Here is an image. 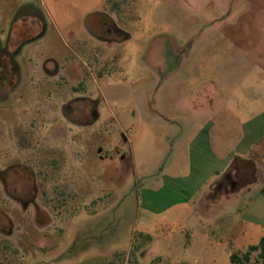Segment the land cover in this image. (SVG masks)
Segmentation results:
<instances>
[{
	"label": "rangeland",
	"instance_id": "1",
	"mask_svg": "<svg viewBox=\"0 0 264 264\" xmlns=\"http://www.w3.org/2000/svg\"><path fill=\"white\" fill-rule=\"evenodd\" d=\"M108 4L0 0V81L14 86L0 95V129L11 133L8 161H36L46 214L35 222L0 182V264H232L264 238V0H129L117 23L129 38L105 46L89 35ZM74 60L63 91L41 68ZM75 90L99 119L65 134L48 104ZM29 126L44 128L39 141ZM5 161L0 148V170Z\"/></svg>",
	"mask_w": 264,
	"mask_h": 264
},
{
	"label": "flooded vegetation",
	"instance_id": "2",
	"mask_svg": "<svg viewBox=\"0 0 264 264\" xmlns=\"http://www.w3.org/2000/svg\"><path fill=\"white\" fill-rule=\"evenodd\" d=\"M129 0H109V11L106 14H100V18L101 21L98 23V30L95 32L93 31V33H90L89 35V39H95L97 42L104 44L105 46H110L113 44H120L122 43L125 39L129 38L128 35L126 33H124L123 31H121L117 26V23L120 22L118 15L119 13V7L118 6H126L128 5ZM124 4V5H122ZM110 12V14H109ZM118 17V18H117ZM97 33H104L106 38V40L102 39L103 37H100L97 35ZM113 36L114 39H109ZM87 40L84 41H80L79 45L83 46V44H85V46L87 45L86 43ZM2 56H3V49L0 48V67H3L6 65L5 62L2 61ZM48 63L44 62L43 65L41 66L42 71L44 72V74L49 78L48 81L50 82H55V81H60V88L62 89V91L66 88V86L68 84H66L67 82L70 83L73 77V74H75L78 71L77 68V60H74V62H71L68 64V66H65L63 68L58 67H53V68H49L47 66ZM10 65L13 68V70H15V63L13 61L10 62ZM87 65H85L86 67ZM3 68H0V72H3ZM87 69L90 71V67L87 66ZM81 71V68H80ZM14 74V73H13ZM72 74V76H71ZM81 82L84 80V76H86V73L83 74L81 71ZM114 75V72H110V74L107 73H103L101 75L100 78L106 77L108 76L109 78H112ZM14 76V75H13ZM60 76H62L63 78H66V80H61ZM11 84H5L4 81H0V95L7 89V86L10 87H14L13 86V81H10ZM81 82H79L81 84ZM76 87V86H75ZM80 90H75L73 94H79ZM61 98L62 95H60ZM51 99V97H47V101H49ZM73 102H81V103H85L87 104L86 107H83L81 110L79 109H71V104ZM90 104V105H88ZM49 107L51 108L49 113H50V119L52 120V124L55 125L57 124L56 122V117H57V106L60 107V109L58 110L61 118L63 120H65L66 122V127H65V134L67 133H73L74 128L76 129H82V128H86L87 126L93 124L94 122H96L99 119V112L97 111V102L94 101L92 99V96H89L87 94H82L80 93L79 96H76L75 98H73V100H60L59 104L57 103H51L48 104ZM89 106V107H88ZM92 108H91V107ZM90 111V112H89ZM71 115H74L76 117H79L80 119L77 121H74L70 118ZM91 117L89 120L88 117ZM50 126L48 127L46 130L48 131V135H55V133H59L55 132L58 128H61V126L56 125V126ZM3 129H0V148H1V152L5 153V156L7 158V161H5V166H3V168L0 170V182H1V188L3 190V193L5 195V197H7L8 199H11V201L15 202L17 205H19V208L24 212V214H26L29 210H34L35 212V217L34 220L35 222H40L41 218H43L46 214L43 210V208H41V206L39 205V195H40V190H39V173L37 168H35V160H34V164L30 165L27 164L25 162H19L17 159L18 158H11L8 161V157H9V153H8V140L10 137V130L9 128L6 126ZM44 129L39 127V129L37 130V132H35V128L32 126H29L26 128V134L30 135L33 137L32 141L35 143V141H39V137L36 138V134L39 136L40 135V130ZM60 130V129H58ZM35 136V137H34ZM36 138V140H35ZM56 138V137H53ZM17 138H13V140H15V145L18 146V149L20 148L21 150H28V152H31V155L36 159V157L34 155H37L35 152V149L33 148V143L31 146H26V147H21L18 144V140H16ZM49 151H55L57 152V149L59 148H55L50 146L48 147ZM62 153H64V157H67L66 155V151L62 150ZM58 153V152H57ZM13 161V162H12ZM59 164V160L57 158H51L49 160V164L47 166V168L49 169V171H54L56 170V166L57 163ZM38 163V162H37ZM15 174H19L22 176L23 181L22 184L17 183L15 180L12 181L11 177H14L13 175ZM11 178V179H10ZM8 222H12L10 219V216L8 213L5 214ZM47 217V216H46Z\"/></svg>",
	"mask_w": 264,
	"mask_h": 264
},
{
	"label": "trees",
	"instance_id": "3",
	"mask_svg": "<svg viewBox=\"0 0 264 264\" xmlns=\"http://www.w3.org/2000/svg\"><path fill=\"white\" fill-rule=\"evenodd\" d=\"M256 258L253 259V255ZM232 264H264V238L261 239L259 245L251 246L245 254H234L231 256Z\"/></svg>",
	"mask_w": 264,
	"mask_h": 264
},
{
	"label": "crops",
	"instance_id": "4",
	"mask_svg": "<svg viewBox=\"0 0 264 264\" xmlns=\"http://www.w3.org/2000/svg\"><path fill=\"white\" fill-rule=\"evenodd\" d=\"M19 28H16V29H14L15 31L16 30H18ZM14 33H17V32H14ZM119 68V66L117 67V69ZM96 82V81H95ZM255 172H256V167H255ZM216 182V181H215ZM214 182V183H215ZM217 184V183H216ZM216 184H214V185H212V187H211V191H216V188H215V185ZM216 192H214V193H211L213 196H214V194H215ZM211 194H209L210 196H211ZM210 196H208L207 197V201L205 202V204H204V208L207 210V211H205V213H201L203 216H205L206 215V212H207V217L206 218H204V220H207V222L208 221H210V219H214L215 217H216V214H215V208H216V204H215V200H214V198H215V196H214V198L212 199V197H210ZM223 195H221L220 196V198L222 197ZM204 209V210H205ZM43 210L45 211V209L43 208ZM224 212V211H223ZM48 215L49 214H51L50 212H46ZM221 213V212H220ZM200 214V215H201ZM219 215V214H218ZM194 219V220H193ZM192 220L195 222V223H197V221L198 222H200V220H198V219H196V218H193ZM130 262V261H129ZM128 262V263H129ZM125 264H127V263H125ZM135 264H138V261L135 263Z\"/></svg>",
	"mask_w": 264,
	"mask_h": 264
}]
</instances>
